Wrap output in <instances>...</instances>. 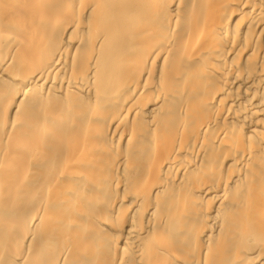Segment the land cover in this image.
<instances>
[{
    "label": "bare ground",
    "instance_id": "obj_1",
    "mask_svg": "<svg viewBox=\"0 0 264 264\" xmlns=\"http://www.w3.org/2000/svg\"><path fill=\"white\" fill-rule=\"evenodd\" d=\"M0 264H264V0H0Z\"/></svg>",
    "mask_w": 264,
    "mask_h": 264
}]
</instances>
